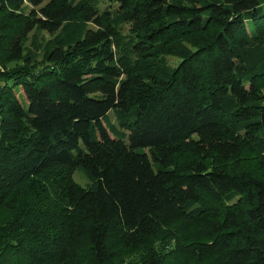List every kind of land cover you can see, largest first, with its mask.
I'll return each mask as SVG.
<instances>
[{
	"label": "trees",
	"instance_id": "16d2710c",
	"mask_svg": "<svg viewBox=\"0 0 264 264\" xmlns=\"http://www.w3.org/2000/svg\"><path fill=\"white\" fill-rule=\"evenodd\" d=\"M0 264H264V0H0Z\"/></svg>",
	"mask_w": 264,
	"mask_h": 264
},
{
	"label": "rangeland",
	"instance_id": "374dc122",
	"mask_svg": "<svg viewBox=\"0 0 264 264\" xmlns=\"http://www.w3.org/2000/svg\"><path fill=\"white\" fill-rule=\"evenodd\" d=\"M31 7L32 6L25 1L22 5V12L27 13ZM125 29H127V28H125ZM32 34H35L38 38H42V40H44V42L48 41L52 37L46 31L38 30L35 28L29 33V36H31ZM29 41H30V39H29ZM29 41L26 42V45L29 43ZM168 59H169V62L172 63L173 65H175L177 62L176 58L169 57ZM42 65L43 64H39V68ZM107 116L111 119L112 122L115 123L112 110H110L107 113ZM72 178L78 185H80L82 187H88L89 185H91V180L86 176V174L83 172V170L81 168H76L74 170V172L72 174Z\"/></svg>",
	"mask_w": 264,
	"mask_h": 264
}]
</instances>
